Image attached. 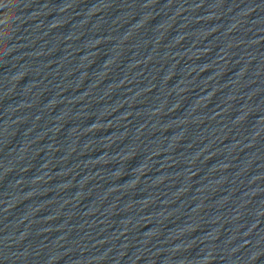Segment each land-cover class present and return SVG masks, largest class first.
I'll return each instance as SVG.
<instances>
[{"label": "water", "instance_id": "95a60500", "mask_svg": "<svg viewBox=\"0 0 264 264\" xmlns=\"http://www.w3.org/2000/svg\"><path fill=\"white\" fill-rule=\"evenodd\" d=\"M0 264H264V0H0Z\"/></svg>", "mask_w": 264, "mask_h": 264}]
</instances>
